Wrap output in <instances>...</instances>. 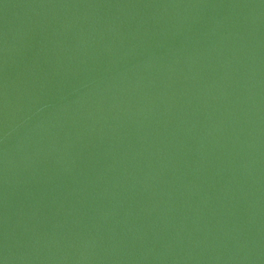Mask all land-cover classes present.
Segmentation results:
<instances>
[{"label": "water", "instance_id": "95a60500", "mask_svg": "<svg viewBox=\"0 0 264 264\" xmlns=\"http://www.w3.org/2000/svg\"><path fill=\"white\" fill-rule=\"evenodd\" d=\"M0 264H264V0H0Z\"/></svg>", "mask_w": 264, "mask_h": 264}]
</instances>
